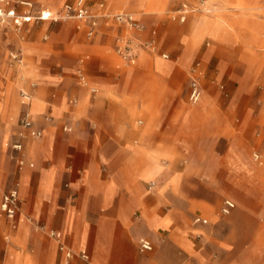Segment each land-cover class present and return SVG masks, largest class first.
Here are the masks:
<instances>
[{
    "label": "crops",
    "instance_id": "0c3cea01",
    "mask_svg": "<svg viewBox=\"0 0 264 264\" xmlns=\"http://www.w3.org/2000/svg\"><path fill=\"white\" fill-rule=\"evenodd\" d=\"M69 1L74 0L65 2ZM164 1L87 0L91 11L99 15L97 26L88 36L85 22L70 19L74 27L68 52L47 51L39 40L41 29L34 26L39 22L28 23L22 34L9 27L0 30V198L13 186L19 193L18 215L10 220L0 213L8 223V228H1L10 235L3 264H237L231 258L211 257V251L223 244L221 240L206 243L203 237L196 238L209 231L205 218L194 211L215 199L216 192L204 187L213 180L187 182L179 169V155L193 153L195 168L236 170L245 175L236 180L238 184L245 185L250 194L264 197V180L255 173L246 151L244 166L232 142L227 141L224 149L212 141L208 144L210 138L216 139V133L208 135L192 123L216 117L217 109L227 122L233 102L203 98L196 106H185L166 99L158 115H145L144 124L141 120L136 123L138 96L151 88L153 73L147 66L135 67L132 74L140 76L127 84L119 72L106 65L109 42L117 53V37L126 33L127 27L105 12L119 5L136 12L153 11ZM241 1L230 18L221 12L218 16L246 22L253 7ZM17 9L27 10L23 6ZM206 26L199 19L188 34H180L175 61H156L158 73L181 74L195 55L192 43ZM132 32L142 39V31ZM154 32L146 41L155 42ZM47 37L44 34L42 41ZM12 50L21 52L22 63L9 62ZM203 57L209 61L212 55L206 51ZM232 63L246 74H256L261 57L245 52L233 62L218 55L215 67L225 70ZM199 66L197 62L191 68L190 80L196 77L199 81ZM26 79L35 85L24 88ZM22 89L32 93L27 104L22 102ZM26 108L33 127L41 131L38 137L19 124ZM15 140L22 142V151L10 146ZM20 157L25 161L21 166L17 162ZM19 215H32L60 232L73 255L67 257L55 239L42 240L36 233L41 231L33 232V241H29L31 231L22 218L19 221ZM241 219V213L235 212V225ZM140 238L149 239L152 249L140 250ZM80 251H86L88 258L81 257Z\"/></svg>",
    "mask_w": 264,
    "mask_h": 264
},
{
    "label": "rangeland",
    "instance_id": "374dc122",
    "mask_svg": "<svg viewBox=\"0 0 264 264\" xmlns=\"http://www.w3.org/2000/svg\"><path fill=\"white\" fill-rule=\"evenodd\" d=\"M34 1L43 8L53 7L50 10L55 12L59 11L63 3L68 0ZM90 1L95 3L100 0ZM179 1L181 0H165L160 8L153 11H131L124 5L106 11L105 13L109 15L120 11L131 13L140 19L143 32L142 39L139 40L135 36L137 56L134 63H126L119 54L115 53L110 41L108 44L110 53L106 55L108 61L106 65L119 72L127 84L133 82L136 76H140L132 74L135 67L147 66L153 73L151 88L148 91L142 90L138 96L140 100L136 109V123L141 120V124H144L145 115H158L167 103L166 99L185 106H196L203 98H221L228 103L232 101L231 117L227 122L222 121V111L217 109L216 117L198 119L192 123L197 128L201 127L200 130L208 135L216 133V139L210 138L208 144L212 141L219 149H224L227 141L232 142L236 156L244 166L246 151L248 160L256 169L255 173H259L260 179L264 180V0H245V5L249 3L253 7L250 15L246 17V22L218 16L221 12L225 17L230 18L234 12L238 11L234 7L237 4H243L241 0H185L194 10L187 14L184 22H180L172 18V11ZM199 19L204 20L207 26L200 38L192 43L191 53L195 54L192 61L179 75L159 74L156 61L174 62L175 51L181 46L179 35L181 34L182 37L188 34L192 24L197 23ZM69 20L60 19L51 23L44 21L34 25L41 29L39 40L46 45L49 53L70 51V31L74 26ZM126 30L122 38L133 35V29L126 28ZM151 31H155L153 47L145 44L148 42L146 38L151 35ZM44 34L48 36L46 41H42ZM78 35L87 40L83 33L79 32ZM206 51L212 55L209 61L203 57ZM245 52L261 57V68L258 73L246 74L245 69L235 63L225 70L215 67L218 55L228 56L236 62ZM162 53H168V58H162ZM141 57L144 58L141 59ZM197 62L201 70L199 74L202 86L201 97L196 103H191L188 99L190 74L191 68L196 67ZM31 82H33L32 79H26L23 87H28ZM6 145L7 141L4 142V146ZM255 152L260 154L261 162L254 160ZM194 158L196 155L193 153L179 155L182 178L187 182L209 178L213 180V184L204 187L207 190H214L217 194L215 199L205 203L204 209L197 208L194 211V215L205 218L207 222L204 225L209 227L208 233L197 234L196 238L200 240L203 237L206 243L215 238L222 241L220 248L211 251L212 258H231L237 264H264V197L257 192L252 195L245 190V185L238 184L236 182L238 178H245V175L240 173L239 175L238 171L225 167L214 170L195 168ZM166 161L170 162L171 159L168 157ZM232 179L234 182L230 181ZM194 188L199 189L200 186L195 185ZM225 198L231 199L235 205L228 214L221 212ZM235 212H240L242 216L238 225L233 222ZM21 218L31 231L29 241H33V232L36 231H41L36 233L42 240L54 241L49 233L50 227L41 219L34 218L32 215H19V221ZM39 224L44 228L37 227ZM2 226L8 228V223L3 216H0V264H3L4 249L7 238L10 237L8 231L2 230Z\"/></svg>",
    "mask_w": 264,
    "mask_h": 264
},
{
    "label": "built area",
    "instance_id": "2783aa9c",
    "mask_svg": "<svg viewBox=\"0 0 264 264\" xmlns=\"http://www.w3.org/2000/svg\"><path fill=\"white\" fill-rule=\"evenodd\" d=\"M203 3V1H202ZM201 3V4H202ZM23 6L27 10L20 12L18 7ZM194 10L191 4L186 1L180 2V4L173 9L172 18L184 21L187 17V14ZM207 10V9H205ZM208 12V10H207ZM113 19L123 23L127 28L133 29L135 31L142 30V23L136 19L131 13L127 11H120L112 15ZM99 15L92 12L87 4V0H74L69 2H64L59 11H51L48 8L43 7H34L33 3L29 0H0V30L5 28H12L17 32H20L25 29L28 23H37L40 21L50 20L57 21L60 19H77L85 22L88 25V36H92L95 30V27L98 23ZM135 36H128L122 38V36L117 37L116 43V52L126 63L134 62L137 56V43L134 41ZM146 46L153 47V41H148L145 43ZM163 57H168L166 53H162ZM9 62L10 63H22V54L19 50H12L9 52ZM81 81L84 82L82 76H80ZM35 85L34 82L30 83V87ZM92 91H95V88H91ZM21 99L24 104H27L32 97V93L29 89L21 90ZM201 97V87L199 81L196 77H192L189 82V91L188 99L191 103H196ZM19 124L21 127L27 131L30 135L38 137L41 135V131L33 127V121L30 111L26 108L23 110ZM65 130L66 126L63 127ZM10 146L16 151H22L23 144L20 140H15L9 143ZM253 158L257 162H261V157L258 152L253 153ZM18 165L21 166L25 163L22 157L17 159ZM154 184L153 182L151 185ZM234 202L231 199L225 198L221 206L222 214H228L234 208ZM19 211V193L16 186L10 187L7 189L1 197L0 201V213L4 215L7 219H14L18 215ZM200 220V218H196ZM40 229H43L44 226L37 225ZM50 236H52L58 243L59 249L64 251L67 257H71L73 252L66 247L62 241L61 233L55 230H49ZM139 249L142 251L151 250L152 243L147 238H140L138 241ZM80 256L83 258H88L86 251H80Z\"/></svg>",
    "mask_w": 264,
    "mask_h": 264
},
{
    "label": "bare ground",
    "instance_id": "6f19581e",
    "mask_svg": "<svg viewBox=\"0 0 264 264\" xmlns=\"http://www.w3.org/2000/svg\"><path fill=\"white\" fill-rule=\"evenodd\" d=\"M51 9V8H50Z\"/></svg>",
    "mask_w": 264,
    "mask_h": 264
}]
</instances>
